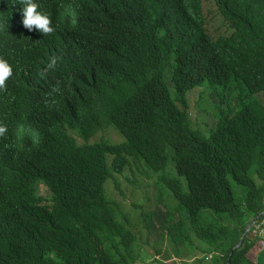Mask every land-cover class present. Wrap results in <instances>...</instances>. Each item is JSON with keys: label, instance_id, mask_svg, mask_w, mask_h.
I'll use <instances>...</instances> for the list:
<instances>
[{"label": "trees", "instance_id": "obj_1", "mask_svg": "<svg viewBox=\"0 0 264 264\" xmlns=\"http://www.w3.org/2000/svg\"><path fill=\"white\" fill-rule=\"evenodd\" d=\"M2 1L9 19L3 46L16 53L28 38L17 32L19 8L23 6L19 0ZM201 1L170 0L167 10L160 14L161 19L178 21L187 52L183 65H163L158 74L151 68L144 27L149 18L132 26L124 16L106 13L107 23L125 27L127 33L122 44L126 53L123 66L107 69L104 79L123 94L130 115L141 122L136 148H130L138 173L123 174L118 179L116 175L121 173H116L110 183L121 199L130 198L142 187L155 189L166 218L172 219L165 223V216L150 212L149 216L161 223L158 229L154 226V232L159 233L160 244L166 246L172 240L183 249L182 264H254L248 260L249 253L257 257L256 264H264V251L258 254V242L250 236L235 249L247 222L264 212V106L255 98L264 90V0H214L223 18L237 29L234 36L215 41L202 29ZM34 2L46 10L43 0ZM219 88L238 91L243 97L232 120L221 118L205 136L190 126L187 96L194 90L219 95ZM51 137L47 131L45 138ZM58 155L69 163L98 170L105 165L103 156L90 148L74 147L46 158ZM146 174L157 176L159 185ZM179 178L185 179L186 186ZM40 179L50 183L47 173ZM37 180L15 196L8 188H0V207L16 246L30 231L39 237L44 232L48 208L38 205ZM105 181L99 179L88 191L77 184L64 192L66 201L88 211L89 219L83 228L70 233L72 239L63 246L69 257L61 264H90L85 249L92 248L101 256L107 243L123 245L127 230L121 225V205L106 198ZM233 184L241 187L243 194H235ZM192 238L197 241L195 245ZM208 255L210 263L205 261ZM40 257L52 264L46 254ZM91 264L130 263L117 249L109 261Z\"/></svg>", "mask_w": 264, "mask_h": 264}, {"label": "clouds", "instance_id": "obj_2", "mask_svg": "<svg viewBox=\"0 0 264 264\" xmlns=\"http://www.w3.org/2000/svg\"><path fill=\"white\" fill-rule=\"evenodd\" d=\"M43 1L45 11L34 0H19L23 8H19L17 32L28 38L23 47L11 53L3 46L9 19L0 0V188H8L15 196L38 178V205L48 208L42 236L30 231L16 246L0 207V264H48L41 260L42 254L52 264H61L69 257L63 246L72 239L70 233L83 228L89 219L88 211L66 201L64 192L77 184L88 191L99 179H106V198L121 205V225L127 235L123 245L116 242L113 246L109 243V247L107 243L101 256L92 248L85 249L87 262L109 261L110 255L120 249L130 264H182L183 249L172 240L166 246L160 244V235L154 232V226L158 229L161 223L155 222L149 213L167 217L165 207L156 200L155 189L142 187L130 198L121 199L112 188V176L116 173H121L116 179L138 173L130 148H136L141 122L130 115L123 94L114 91L104 79L107 69L123 66L126 58L122 44L127 28L107 23V12L124 16L132 26L149 18L144 27L154 73L158 74L163 65H183L187 46L178 21L160 17L170 0ZM205 2L212 3V13L222 21L227 33L214 37L206 30ZM200 13L202 29L212 40L236 34V27L223 18L214 0H202ZM218 92L219 95L211 96L210 91L194 90L187 96L190 126L205 136L210 135L221 118L232 120L243 97H239L238 91L219 88ZM262 95L264 90L258 91L255 98L263 105L258 99ZM199 109L210 114L209 122L205 117L199 118ZM47 131L51 138H45ZM74 147L90 148L102 155L104 168L69 163L63 155L46 158ZM44 173L49 175L50 183L40 179ZM146 175L159 185L157 176ZM115 195L120 199L116 200ZM124 202L130 211L122 210ZM263 216L264 212L247 222L235 249L250 236L258 242V254L264 251ZM192 241L193 245L197 242L193 238ZM248 258L256 264L257 257L249 253ZM205 261L210 263L211 256Z\"/></svg>", "mask_w": 264, "mask_h": 264}, {"label": "rangeland", "instance_id": "obj_3", "mask_svg": "<svg viewBox=\"0 0 264 264\" xmlns=\"http://www.w3.org/2000/svg\"><path fill=\"white\" fill-rule=\"evenodd\" d=\"M215 10V8L213 7L212 3L211 2H205L204 3V11H205V15L207 16V19H206V30L214 37H217L219 34H224V33H227V30L224 28L223 26V23L221 20H219L218 18H215L214 15H213V11ZM195 98V94H192V99H191V102H192V107H195L194 105V99ZM264 105V95L260 96V98H258ZM195 111L193 110L192 111V116H195ZM199 113V118H202V117H205L207 118L208 122H209V118H210V114L207 113V114H204L203 111L201 109H199L198 111ZM181 184H183V186H186V181L184 178H179ZM233 190H234V193L237 194V193H242L243 194V189L241 187H239L238 185L236 184H233ZM116 200H119L120 198L118 196H113ZM159 204H155V206H157ZM122 210L124 211H130L131 208L124 202L122 204ZM172 218L171 217H168L166 218L167 221L171 220ZM174 261V260H173ZM176 261H174L175 263ZM169 264V263H168Z\"/></svg>", "mask_w": 264, "mask_h": 264}]
</instances>
